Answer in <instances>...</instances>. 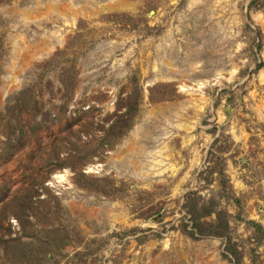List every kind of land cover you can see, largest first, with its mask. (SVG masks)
Wrapping results in <instances>:
<instances>
[{
  "label": "rangeland",
  "instance_id": "1",
  "mask_svg": "<svg viewBox=\"0 0 264 264\" xmlns=\"http://www.w3.org/2000/svg\"><path fill=\"white\" fill-rule=\"evenodd\" d=\"M0 264H264V0H0Z\"/></svg>",
  "mask_w": 264,
  "mask_h": 264
},
{
  "label": "trees",
  "instance_id": "2",
  "mask_svg": "<svg viewBox=\"0 0 264 264\" xmlns=\"http://www.w3.org/2000/svg\"><path fill=\"white\" fill-rule=\"evenodd\" d=\"M16 221L21 224V216L20 215H14ZM206 231H200V235H204Z\"/></svg>",
  "mask_w": 264,
  "mask_h": 264
}]
</instances>
